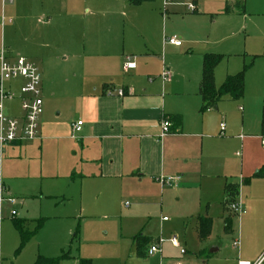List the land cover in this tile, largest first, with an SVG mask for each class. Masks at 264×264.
Instances as JSON below:
<instances>
[{"label": "crops", "instance_id": "1", "mask_svg": "<svg viewBox=\"0 0 264 264\" xmlns=\"http://www.w3.org/2000/svg\"><path fill=\"white\" fill-rule=\"evenodd\" d=\"M237 3L244 13L243 2L230 1L224 3L219 15L230 16L234 9L231 14L224 15L225 4L233 7ZM148 4L151 3L136 8ZM192 4L195 11L188 13L187 8L188 12L179 9V2L168 3L164 10L165 16L169 15L167 20L164 16L156 17L161 27L159 39L145 35L138 40H124L119 48L116 40L109 37L90 35L79 39L73 31L78 11L83 8L86 13L91 10L96 13L105 5L104 0H0V53L3 51L6 59L11 61L22 57L39 69L43 100L37 138L3 149L0 175L6 192L4 197L13 199V203L1 204L0 224L3 222L2 208L6 204L13 205L16 197L21 198V202H36L43 217H48L46 213L54 210L55 215L81 222H111L126 199L134 205L129 214L132 215L139 210L161 207L168 191L180 195L196 192L198 200L207 203L215 194L222 196L221 237L225 238L233 233L234 227L232 221L230 232H224V221L228 219L224 204L228 198L227 185L237 190L234 201L246 213L244 217L240 216L239 230L248 224V220L253 221L258 206L264 209V179L244 183L264 165L262 148L257 147L256 153L250 155L254 140L248 136L236 135L243 151L248 152V158L238 165L240 180L228 181L237 179L231 174L233 166L228 163L226 103L233 101L224 97L215 109L202 113L200 68L197 78L194 75L190 80V76L187 79L179 76L173 65L168 66V52L171 48L180 49L183 44L175 47L165 42L172 37L166 32L167 22L182 15L213 17L207 10H202L198 0ZM148 8L144 12L151 17L158 13L162 15L154 6ZM91 26L93 30L95 23L86 24L85 34ZM203 52L184 54L200 56L202 60L206 54L219 55ZM126 56L134 58L135 69L125 73L122 64ZM222 57L214 70L216 88L227 76L240 71L237 66L230 71L228 60L227 66L223 67ZM163 68H168L171 74L170 81L165 83L159 78ZM22 84V80L4 84L5 90L14 93L17 97L13 100L19 103L17 112L12 114L5 106L10 118H21L19 94ZM118 91L123 92L121 97L117 95ZM255 106L261 113L264 103L257 102ZM238 111L243 114L242 107ZM177 115L182 119L178 132L172 124L169 134L160 137L161 121ZM211 117L215 119L214 132H210ZM76 122H82V126L77 137L72 138L71 126ZM221 122L225 124L224 136L219 134ZM244 128L245 121L241 119L239 129L243 131ZM256 139L260 140V137ZM162 178L178 180L173 186H161L158 181ZM241 185L245 186L247 198L257 199L256 209L247 198H240ZM181 213L185 219L184 235L190 230L188 224L191 223L199 242L191 251L185 249L182 252L192 260L189 264H264V249L261 251L258 245L240 247L239 242H234L228 248L213 246L214 221L207 214L203 216L202 210L194 207ZM200 217L212 221L211 233L203 241L199 240L197 231ZM19 220L27 222L24 217ZM92 228H100V225ZM142 235L151 242L158 239L151 234ZM170 236L171 233L167 237ZM176 238L177 247L169 241H166L167 246L165 243L161 246V260L165 264L175 259L169 256L170 250L186 247L184 238ZM131 244L135 252L132 241Z\"/></svg>", "mask_w": 264, "mask_h": 264}, {"label": "rangeland", "instance_id": "2", "mask_svg": "<svg viewBox=\"0 0 264 264\" xmlns=\"http://www.w3.org/2000/svg\"><path fill=\"white\" fill-rule=\"evenodd\" d=\"M105 5L98 8L96 13L91 11L86 13L81 8L75 19L74 30L75 37L83 39L90 35L116 40L118 47L121 48L124 40L132 41L147 35L151 39H159L161 32L160 22L156 18L165 17V0H154L151 4L140 8L130 7L126 2L118 0H104ZM195 0H169V3H181L180 10L188 12L185 8L193 5ZM202 10H207L213 16L188 17L186 15L171 18L166 25V32L169 36H177L183 46L180 49L171 48L168 52L169 67L173 65L176 72L185 79L190 76V80L201 71V57L190 56L184 52L203 54L216 53L224 56L223 67H226L228 60L229 70L233 71L234 67L242 71L244 66L252 63L251 68L245 75L244 96L239 102L226 103L228 113V163L233 166L234 176L228 179L230 183L234 180H240L238 165L242 160H247L248 152L243 151L241 144L236 140V135L248 136L254 140V148L250 149V155L256 153V150L262 148L260 140V116L259 109L255 106L257 102L264 103V0H198ZM241 1L245 5V12L234 9L233 14L228 17L219 15L223 9L224 3ZM157 8V13L150 14L144 12L148 7ZM191 13V12H188ZM95 23L93 30L90 27L87 34L84 32L86 24ZM184 50V51H183ZM251 56V58H250ZM253 57H256L253 58ZM242 66V67H241ZM168 69V68H167ZM169 70V69H168ZM239 71V72H240ZM161 74V73H160ZM161 77V75H159ZM230 76V75H229ZM159 77V78H160ZM196 85V81H195ZM192 86V83H191ZM243 101V102H242ZM245 103V104H244ZM4 106L9 108L10 113L17 112L19 103L16 100L4 102ZM243 108V114L240 110ZM262 109L260 108V112ZM241 119L245 121V128L241 131ZM210 132L215 130V119H210ZM261 138V137H260ZM259 143V145H258ZM264 151V149L262 148ZM238 154V155H236ZM3 181V177L1 176ZM6 193V192H5ZM196 192H182L176 194L168 191L165 195V201L160 207L155 206L154 210H139L132 212L133 203L126 199L120 206L119 213L109 221L81 222L72 220L59 215L56 211H49L43 217L39 211L36 202H21V198L16 197L13 205L6 204L2 210L3 222L0 224V264H34L39 257L44 259H59L65 255L67 258L59 261V264H165L161 260V255L148 258L137 257L131 244L133 237L142 231V234H151L158 239H162V247L165 243L167 246L171 236L184 238L186 247L180 250H170L169 256L175 258L167 264H189L192 260L189 255H183V250L196 248L198 241L195 238L193 227L188 224V230L183 233L182 211L185 209L193 210L197 207L203 211V216L207 214L214 221L213 224V246L232 247L234 242H239L240 247H258L264 249V209L258 206L253 221L248 220V224L239 230L240 218L231 212L228 206L235 203L234 197L225 201L227 218L231 219L234 224L233 233L225 238L221 237V216L222 196L215 194L207 203L205 200H198ZM241 199L247 198L245 186L239 187ZM5 196V194H4ZM249 203L255 204L257 200L253 196L247 198ZM127 203V204H126ZM223 203V202H222ZM208 208V209H207ZM63 210V207H61ZM207 209V211H206ZM12 213L15 215L12 216ZM246 214V213H245ZM122 215V216H121ZM58 216V217H54ZM26 218L27 222L23 224L25 231L32 232L38 223L43 220L42 229L33 236L26 245L20 247V237L13 226L14 219ZM14 218V219H12ZM95 225L100 228L93 229ZM241 226V224H240ZM173 228V230L171 229ZM242 231V234H241ZM77 232L76 240H73ZM171 233V236H167ZM210 250V249H209ZM264 261V259H263Z\"/></svg>", "mask_w": 264, "mask_h": 264}, {"label": "built area", "instance_id": "3", "mask_svg": "<svg viewBox=\"0 0 264 264\" xmlns=\"http://www.w3.org/2000/svg\"><path fill=\"white\" fill-rule=\"evenodd\" d=\"M169 0L163 2L164 7L167 6ZM187 10L194 12L193 5H188ZM166 43L179 47L181 42L176 36L169 37L165 40ZM134 58L126 56L122 64V71L128 72L135 69ZM171 74L167 68H163L161 73V81H170ZM22 80L23 84L20 90L19 98H21V118H10L4 106L5 101L15 99L17 96L14 93L7 92L4 84L10 81ZM41 74L39 69L32 63L22 57H16L13 61L6 59L4 52L0 53V167L2 164V153L6 146L29 142L37 138L39 131V120L43 114V100L41 92ZM117 95L121 97L122 91H118ZM82 122H76L71 126L72 138L77 137L80 132ZM172 123L169 120L163 119L160 123V137L169 134ZM220 136H224L225 124L221 122L219 125ZM260 145L264 149V138H260ZM1 173V172H0ZM177 178H162L158 183L161 186H173ZM5 187L0 175V207L3 202L13 203V199L5 198ZM229 210L236 214L237 217L244 215L245 211L238 203H232L228 206ZM15 214L12 213V216ZM169 242L172 246H178V239L171 236ZM162 239H157L152 242L146 252L147 257L162 255ZM238 264H249L239 262ZM260 264V262L256 263Z\"/></svg>", "mask_w": 264, "mask_h": 264}, {"label": "trees", "instance_id": "4", "mask_svg": "<svg viewBox=\"0 0 264 264\" xmlns=\"http://www.w3.org/2000/svg\"><path fill=\"white\" fill-rule=\"evenodd\" d=\"M154 0H125V2L129 6L138 7L145 3H152ZM233 9H239L242 11V6L240 4H234L233 7L229 4H225L224 7V15H229L233 12ZM223 57L221 55L215 54H206L203 56L202 60V70H201V80L199 86V95L202 100L201 112H206L211 109H215L217 104L224 98L228 97L231 101L236 102L243 98L244 96V82L245 75L247 71L251 68L252 63L244 66L242 71L239 73L227 76L222 85L219 88L215 87L214 84V70L220 64ZM171 120L174 125L175 132L182 126V119L180 116H173L172 118H168ZM260 137L264 138V107L261 111V120H260ZM252 179H264V165H262L250 178L244 180L245 184H248ZM227 194V200L231 198H235L238 193L237 190L233 186L227 185L225 188ZM225 204V202H224ZM22 220H13V226L17 230L20 237V247L23 248L26 243L35 236L39 230L43 226V220H38L36 228L32 232L25 231L23 228ZM232 226V220L226 219L224 221V232L228 234L230 232ZM212 229V221L209 218L200 217L198 219V238L200 241L205 240L209 237ZM77 232L73 236V240H76ZM133 245L135 247V253L137 257H144V252L147 246H149L151 240L149 238L144 237L141 233L133 237L132 239ZM154 242V241H153ZM68 255H65L61 258L57 259H44L39 257L34 264H59L64 258H67Z\"/></svg>", "mask_w": 264, "mask_h": 264}]
</instances>
